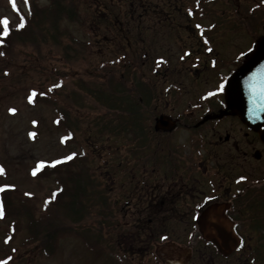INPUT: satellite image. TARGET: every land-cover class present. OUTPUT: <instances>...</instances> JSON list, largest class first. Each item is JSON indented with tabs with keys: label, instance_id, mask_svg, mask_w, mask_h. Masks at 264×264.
<instances>
[{
	"label": "flooded vegetation",
	"instance_id": "flooded-vegetation-1",
	"mask_svg": "<svg viewBox=\"0 0 264 264\" xmlns=\"http://www.w3.org/2000/svg\"><path fill=\"white\" fill-rule=\"evenodd\" d=\"M238 1L153 18L183 23L153 34L180 35V45L144 51L140 97L104 110L124 115L102 127L106 144L85 139L104 181L106 246L133 264H264V140L226 97L264 37V13L253 19L249 0Z\"/></svg>",
	"mask_w": 264,
	"mask_h": 264
},
{
	"label": "trees",
	"instance_id": "trees-1",
	"mask_svg": "<svg viewBox=\"0 0 264 264\" xmlns=\"http://www.w3.org/2000/svg\"><path fill=\"white\" fill-rule=\"evenodd\" d=\"M40 0H27V12L18 14L19 22L17 25L10 24V33L7 37L3 36V25H0V59L8 64L16 62V43L26 38L22 42L23 46H29L32 53L29 56H35L34 59L41 62L42 53L39 51L43 39L47 46H52V53L62 64L67 65L68 70L73 69L77 64H82L83 67L88 63L90 48L95 41L101 40L105 47L113 46V56L109 58L102 57V61L95 68L96 75H90L88 67L82 70L77 69L74 75L63 72L57 64H49L48 72H50V83H45L44 86L34 88L35 102L52 107L59 117V124L63 126L66 122H74L79 118L74 117L77 114L75 110L68 109L70 102L69 89L70 85L74 84V89H81L85 98H90L93 85L120 84V86L137 81V60L141 56L143 50L149 49L142 47L145 45V35H153L164 32L159 26L166 25V22L152 21L153 18L163 17L169 12L175 10L176 4L172 5V1L159 0H47L48 5L42 8L38 6ZM228 0H224L226 4ZM230 2H232L230 0ZM223 3V4H224ZM169 10V12H168ZM175 13V12H174ZM23 17V21L21 18ZM150 21L146 24L141 23V27L130 24H120L122 20L146 18ZM64 21L77 24L85 34L84 38L75 37L71 30L67 27L63 29ZM24 23V26L18 27ZM101 23L107 26L105 33L101 35ZM54 24V25H53ZM140 25V24H138ZM58 28V31H53V27ZM135 28H142L136 30ZM132 29V31H131ZM145 34V35H144ZM162 41V37L153 36L149 41ZM122 44V48L116 44ZM61 47L62 51L57 50L54 46ZM142 47V48H141ZM136 50V53L134 52ZM56 51V52H55ZM131 53H134L132 56ZM43 63V62H41ZM45 63V62H44ZM36 66V65H35ZM33 66L32 68H34ZM47 66L45 65V68ZM6 74L7 70H3ZM98 80V81H97ZM129 97L119 98L117 94H122L123 91L112 89L110 94H101L99 101H106L104 95L108 96V101L123 102V100H134L140 97L138 88L127 90ZM117 108H122L117 105ZM102 110V109H101ZM100 110V111H101ZM86 119V117H83ZM71 126L78 127L76 124ZM88 157V156H87ZM86 157V159H87ZM84 168V167H82ZM87 170V169H86ZM63 167L54 168L50 163L43 167L38 174V177L49 179L53 177V181L57 182L58 188L51 189L47 197L43 200L42 209L37 216L32 207L26 206L23 199H15L13 191H6L2 194L0 203L3 204V217L5 220L10 219V230L5 236V247L11 248V255L17 248H13L11 244L16 240L14 237L20 230L21 224L27 228L26 244L36 243L46 255L51 256L58 251V242L63 238V235L71 233L81 234L82 238L89 240L92 235L104 239L106 224L104 222L105 213L103 212L101 189L93 187L80 188L78 183L73 188L67 182ZM97 173V172H96ZM100 187V186H99ZM53 194H55L53 198ZM50 201V202H49ZM78 207V210L75 209ZM80 212V216L78 214ZM90 227L82 231L76 227V222H83ZM79 226L83 227L82 224ZM83 232V233H80ZM99 244V243H97ZM9 259L14 262L13 257Z\"/></svg>",
	"mask_w": 264,
	"mask_h": 264
},
{
	"label": "rangeland",
	"instance_id": "rangeland-1",
	"mask_svg": "<svg viewBox=\"0 0 264 264\" xmlns=\"http://www.w3.org/2000/svg\"><path fill=\"white\" fill-rule=\"evenodd\" d=\"M169 1H172V5L176 4L174 10L176 14H180L181 11L178 12V9H182L183 1L185 6L189 8L193 7V5H191L192 2L188 0ZM257 1L258 0L246 1V6L249 5V7H251V5ZM154 2H159V0H154ZM45 5H48L47 0L38 1L39 7L42 8ZM20 12H27L25 0H16L15 6L12 0H0V25H3L2 22L4 18H7L10 24L17 25L19 22L17 15L20 14ZM262 13H264V11ZM136 19H142L141 23L144 22V24L150 22L147 17ZM122 21L119 23L121 24ZM141 23H136L135 25L141 27ZM182 24L183 23H181L180 28H175V30L165 28V25L159 26V28L163 29L164 32H180L185 30ZM62 27L63 29L65 27L69 28L75 37H85L82 29L76 23L73 24L64 21ZM100 27L102 29H100L99 33L103 35L107 26L101 23ZM135 29L140 30L142 28ZM54 30L58 31V28L54 26L53 31ZM153 36L154 35L146 34L144 37L145 45L142 47H148L149 50L156 48L159 50L175 48V46L180 45L177 44L176 41L182 38L180 35H164V37L161 36L162 41L158 40L152 43L149 39ZM25 40L26 38L15 44L17 45V48L14 50L17 57L15 63L10 65L0 59V165H2L5 170L3 173H0V189L5 185L14 188L15 199H23L25 205L32 207L38 216L41 211L43 200L47 197L50 190L55 188L56 184L52 179L53 177L44 179L37 176L38 172H36V175H33V169L45 166L53 159L64 157L70 151H76V149L73 145L65 146L63 139L65 133L62 127L57 126V116L54 110L48 105L45 106L41 103L33 104L32 102L34 99L31 95L29 96V92L34 88L44 86L45 83H50L52 74L48 72L49 64L56 63L60 69H63L64 73L69 72L68 74L70 75H74L79 68L82 70L88 67L90 75L95 76V68L100 61H102V57L109 58L113 56V52H115L113 48L116 46H113V48H111V46L105 47L102 45L103 43L101 40L95 41L90 48L88 63L85 64L84 67L81 63L77 64L73 69L71 68L68 70L67 65L65 66L62 64L60 59L53 55L54 53L51 52L52 46H47L44 39L39 49L43 56L41 59L43 63L35 60L34 55L32 57L29 56V53H32V51L29 46L22 45L24 44L22 42H25ZM116 45L119 49L123 46L121 43ZM55 47L57 50L62 51L61 47L55 45L53 49ZM136 51L139 50L135 49L134 52L136 53ZM139 53L140 52H138V54ZM133 54L134 53H131L130 55L132 56ZM45 65L47 66L46 68ZM33 66L35 67L32 68ZM4 69L7 70L6 74L3 72ZM145 71L149 72V68L146 67ZM137 80L138 83L141 82L138 74ZM99 82L100 81H98L97 85H93L92 88H90L92 93L90 98H85L82 95L83 91L79 88L74 89V84H71L69 94H71L70 102L72 105H68L67 108L76 111L77 114H74V117H80V119L74 121V124L78 126V130L76 129V131H78L79 137L86 139L85 133H89L90 137H92V141L97 142L102 140V144H106L107 141L103 134L105 129L103 130L102 127L104 125H111L113 121L118 123V118L124 116L117 114L116 117H112V119H110V117L106 119L105 116H103L105 113L104 110L109 112V110L112 109L118 110V104V106H122L121 102L108 101L109 98L106 95L110 94L112 89H116L117 91H123L121 95H116L119 96V98L129 97L130 93L128 94L127 90L138 88V83L128 84L124 87L123 85L120 86V84L104 85V87H102L99 85ZM101 94H106L103 97L106 101H99V97L103 96ZM29 97H31L32 100L29 99ZM101 104H110L111 106L107 107ZM13 108L16 109L15 112L10 111V109ZM83 117H86V119ZM97 128L99 130H97ZM32 133L35 135H31ZM80 143L78 139V141L75 142V146H78ZM89 158L90 160L88 162H81L78 168L73 169L74 171H72L71 174L65 172L67 182L72 183L73 188L76 183H78L80 188L95 186L100 189L99 186H104L102 176L95 172L97 170L99 158L92 150L90 151ZM83 163L87 164L83 165ZM82 165L84 168L81 169ZM75 209L78 210V207H75ZM103 210H105L104 205ZM78 214L79 216L81 215L80 212H78ZM85 222L86 220L83 222H76L75 228L80 231L89 228L90 226ZM79 224H82L83 227L79 226ZM9 230L10 219L5 220L0 216V261H7V264H118L114 259L115 257H111L109 253L106 254V249H108L106 245L109 239L105 232L104 239H100L97 235H92L90 236L92 239L89 238V240L88 238H82V235L77 234V232L74 234H65L58 242V251L48 256L40 248L38 249L36 243L26 244L27 228L24 224H21L20 230H18V233L14 237L16 240L11 244L13 248H17V251H13L11 255V248H9V246L5 247L4 245V238ZM9 255L13 257L14 262L11 263L8 261Z\"/></svg>",
	"mask_w": 264,
	"mask_h": 264
},
{
	"label": "water",
	"instance_id": "water-1",
	"mask_svg": "<svg viewBox=\"0 0 264 264\" xmlns=\"http://www.w3.org/2000/svg\"><path fill=\"white\" fill-rule=\"evenodd\" d=\"M262 41L258 51L232 75V79L227 85V96L231 98L229 100L231 105L238 109L242 119L255 130L258 129L264 140V107L256 106L257 97L253 94L257 82L261 80L255 72L257 66L255 62L257 55H260V51L264 50V39Z\"/></svg>",
	"mask_w": 264,
	"mask_h": 264
},
{
	"label": "snow or ice",
	"instance_id": "snow-or-ice-1",
	"mask_svg": "<svg viewBox=\"0 0 264 264\" xmlns=\"http://www.w3.org/2000/svg\"><path fill=\"white\" fill-rule=\"evenodd\" d=\"M12 2H13V5L15 6L16 0H12ZM25 2H27V0H25ZM21 20L23 21V17L21 18ZM2 23H3L2 34H3V36L7 37L9 35V33H10V30H11L10 29V22H9V20L7 18H4ZM23 26H24L23 22L18 25V27H21V28ZM2 43H3V41H0V44H2ZM0 54H3V53H0ZM223 88H224V85L221 84L220 85V90H223ZM33 95H35V92L33 93ZM29 99H31V97H29ZM10 111L15 112L16 109L13 108V109H10ZM31 135H35V134L32 133ZM65 159H71V157H66ZM4 171L5 170H4L3 166L0 165V173H3ZM37 171H38V169H33V175H36ZM241 179H244V178L242 177ZM29 195H31V194H29ZM54 196H55V194H53V198H54ZM3 214H4L3 213V204L0 203V216H3ZM162 239H167V237H162ZM9 259H11V257H9ZM0 264H7V261H0Z\"/></svg>",
	"mask_w": 264,
	"mask_h": 264
}]
</instances>
